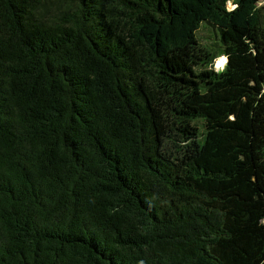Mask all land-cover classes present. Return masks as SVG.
<instances>
[{
	"label": "trees",
	"instance_id": "16d2710c",
	"mask_svg": "<svg viewBox=\"0 0 264 264\" xmlns=\"http://www.w3.org/2000/svg\"><path fill=\"white\" fill-rule=\"evenodd\" d=\"M231 3L0 0V264H264V4Z\"/></svg>",
	"mask_w": 264,
	"mask_h": 264
},
{
	"label": "rangeland",
	"instance_id": "374dc122",
	"mask_svg": "<svg viewBox=\"0 0 264 264\" xmlns=\"http://www.w3.org/2000/svg\"><path fill=\"white\" fill-rule=\"evenodd\" d=\"M230 8H234L235 5H233L232 3L229 4ZM207 30H205V28H202L199 35L202 36L203 38L206 37L207 34ZM251 41L252 43H254L255 46V51H256V55L258 57V62H259V71L261 72V76L264 80V73L262 72L263 68H264V42H262L258 36L254 33H251L250 35ZM227 62V58L225 56H222L220 58L217 59L216 61V68L218 70H222L224 68V66L226 65ZM264 110V104H260L259 109L257 111V115L255 116V128H256V136H255V142H254V162L258 168L257 170V175H258V184L260 186V189L264 195V140H261V143L258 141L257 138V132H258V127L262 128L263 133H264V121H259L258 116L261 115L260 113L263 112ZM260 123H259V122ZM261 130V129H260ZM261 169V170H260ZM263 170V173H261Z\"/></svg>",
	"mask_w": 264,
	"mask_h": 264
},
{
	"label": "clouds",
	"instance_id": "9594fccd",
	"mask_svg": "<svg viewBox=\"0 0 264 264\" xmlns=\"http://www.w3.org/2000/svg\"><path fill=\"white\" fill-rule=\"evenodd\" d=\"M229 2L231 3V0H229ZM260 4H264V0H259Z\"/></svg>",
	"mask_w": 264,
	"mask_h": 264
}]
</instances>
